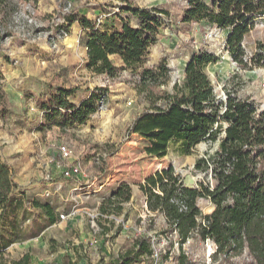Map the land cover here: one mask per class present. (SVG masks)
<instances>
[{"label":"rangeland","instance_id":"1","mask_svg":"<svg viewBox=\"0 0 264 264\" xmlns=\"http://www.w3.org/2000/svg\"><path fill=\"white\" fill-rule=\"evenodd\" d=\"M130 1L142 7L160 5L170 11L169 25L161 31L146 61L147 67L162 60L168 63L172 80L163 89L171 91L174 82L184 78V68L192 56L207 51L219 58L207 72L222 98L231 91L241 99L264 104V67L244 69L233 62L225 50L228 30L214 28L205 21L184 25L187 0ZM121 4L122 0H8L0 6V72L11 110L0 119V129L9 135H22L19 128L42 132L33 141L40 145L30 151L34 159L28 157L32 161L17 170L26 178L22 185L25 189L17 191L20 205L15 212L2 214L0 209V242L13 241L6 248L10 258L30 252L33 264H106L130 250L135 237L143 234L153 219L155 227L148 234L154 236L159 256L154 262L145 259L146 264H178L177 234L167 230L164 215L148 210L140 184L156 171L173 166L186 185L197 186L204 175L195 171V163L214 152L218 142H202L188 155L175 144L164 157L147 154L144 148L148 142L128 131L133 120L149 106L136 88L137 77L124 71L109 82L86 69L87 50L81 47L86 31L79 22H75L77 29L71 28L68 37L58 40L56 46L52 40L67 14L77 12L95 21L101 19V23L115 18L117 22L116 12L105 14ZM260 43H264V18L257 20L243 41L247 59ZM60 86L77 88V102L99 87L108 88V98L102 109L97 103L96 112L84 124L65 129L35 128L44 121L41 102ZM61 145L72 151L69 159L61 157ZM30 165H34L31 172ZM121 183L131 185V200L119 213L102 214L100 206ZM35 201L55 208L54 223L43 210L35 208ZM200 205L205 214L213 208L206 200ZM61 214L66 218L61 219ZM207 240L192 239L183 246L187 264H244L249 259L245 253L232 257L231 262L216 260V246L211 249ZM167 254L169 258L165 259Z\"/></svg>","mask_w":264,"mask_h":264},{"label":"trees","instance_id":"2","mask_svg":"<svg viewBox=\"0 0 264 264\" xmlns=\"http://www.w3.org/2000/svg\"><path fill=\"white\" fill-rule=\"evenodd\" d=\"M182 23L187 26L203 21L214 28L228 30L225 50L233 62L244 69L264 67V43L258 44L247 59L243 47L245 37L260 18H264V0H187ZM8 0H0V6ZM115 13L119 23H97L87 15L70 13L58 29L71 30L75 22L84 28L87 48V69L95 75L116 79L124 71L137 77L136 88L149 102L128 128L148 142L147 154L164 157L170 145L179 146L183 154H191L202 142H218L217 149L197 159L195 171L204 175L197 186L185 184L173 166L147 176L140 189L146 196L147 208L166 219L169 232H176L180 254L178 264H187L183 246L192 239L216 246L214 259L231 262L232 257L249 258L244 264H264V104L241 99L228 91L222 98L216 91L207 68L218 62L213 53L201 51L192 56L184 68V78L175 81L172 90L163 89L171 80L166 60L154 67L146 61L161 31L169 24L170 11L160 5L142 7L122 0ZM99 8H102L100 6ZM112 56L120 58L117 64ZM77 88L57 87L40 106L44 121L38 126L65 129L86 123L96 112L108 88L99 87L80 104L70 100ZM10 100L0 72V117L10 114ZM19 184L8 162L0 157V209L15 212ZM132 187L121 183L100 206L102 214L119 213L132 198ZM201 200L210 202L205 214ZM182 205L186 209H182ZM44 211L49 222L56 221L55 208L49 203L34 202ZM135 237L130 250L106 264H135L153 257L155 240L148 233ZM13 241L0 242V264H33L30 252L10 258L6 248ZM169 258V254L164 256Z\"/></svg>","mask_w":264,"mask_h":264},{"label":"crops","instance_id":"3","mask_svg":"<svg viewBox=\"0 0 264 264\" xmlns=\"http://www.w3.org/2000/svg\"><path fill=\"white\" fill-rule=\"evenodd\" d=\"M114 17H116V16H114ZM106 22L109 23V24H115V23L118 24L119 23V21L116 22L115 18H114V21H112V22H110V21H106ZM76 24L77 23H74L71 26V28L72 29L73 28L77 29V25ZM80 29H82L81 26H80ZM81 45H82L81 47L86 48L85 43L83 41L81 42ZM85 54H86L85 68L87 69V67H86L87 51L85 52ZM112 59H114V61L117 64H119V63L116 60H119L120 63H121L120 58L117 57V56H112ZM98 76L104 77L105 81H109V79H111V78H108L106 75H98ZM70 100L75 102V103L77 102V100L75 98V94L70 96ZM81 102L82 101H79V102H77V104H80ZM0 119H3V118H0ZM38 125L35 128H38ZM19 130H21L23 132V133H20L22 135H18L17 133L15 135H9L8 132H6V131L4 132L3 128L0 129V157L2 159L6 160L8 162V164L11 166L12 170L14 171L15 180L19 184L18 191H23L25 188H23L22 185L26 182V178H25V176H23L22 172H18L17 170L21 166L27 165V164L30 163V161H32V160L28 159V157L31 156V158L34 159V157H33L34 155H32V152H30V151H33L34 147L40 145L39 141H38V143H35L33 141H34V139H37L39 137V135H41L42 132L41 131L37 132L35 130L31 132V131H29L28 129H25V128L24 129L19 128ZM27 134H29L28 137H27ZM33 136L35 138H33ZM26 145L28 147H24ZM33 166L34 165H30L29 166L30 172L33 170V168H32ZM21 168H23V167H21ZM78 184H79V182H77V184H75L74 186L77 187ZM146 205H147V203H146ZM146 262L147 261L144 260V261H142L140 263L141 264H146ZM140 263H135V264H140Z\"/></svg>","mask_w":264,"mask_h":264},{"label":"built area","instance_id":"4","mask_svg":"<svg viewBox=\"0 0 264 264\" xmlns=\"http://www.w3.org/2000/svg\"><path fill=\"white\" fill-rule=\"evenodd\" d=\"M118 10H119V8H117L114 12L108 13V14H105V15L106 16H109L110 14H113V13L117 12ZM96 21H97V23H101L102 22L101 19H98ZM58 31L59 32L52 38L53 44L55 46H56L58 40H60V39H66L68 37V35H69V31H67L63 27L60 28ZM86 50H87V48H86ZM105 102H106L105 97H102L100 99V101H99V107H100V109H102L104 107V103ZM59 153H60V155H61V157L63 159H69L72 156V151L70 150V148L67 145H61L59 147ZM64 173L66 175H70V171H65ZM182 209H186V207L184 205H182ZM60 217H61V219H65L66 218V215L65 214H61ZM207 242H208L209 247L212 249V247H214V243L212 241H210L209 239L207 240ZM154 249L155 250H154L153 257L156 258V259H158L159 253H158V251L156 249V246H155Z\"/></svg>","mask_w":264,"mask_h":264}]
</instances>
